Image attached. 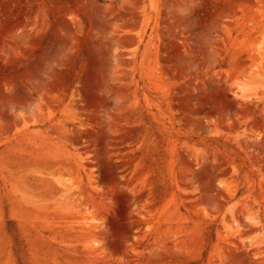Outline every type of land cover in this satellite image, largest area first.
I'll return each instance as SVG.
<instances>
[{"label":"rangeland","instance_id":"rangeland-1","mask_svg":"<svg viewBox=\"0 0 264 264\" xmlns=\"http://www.w3.org/2000/svg\"><path fill=\"white\" fill-rule=\"evenodd\" d=\"M0 264H264V0H0Z\"/></svg>","mask_w":264,"mask_h":264}]
</instances>
